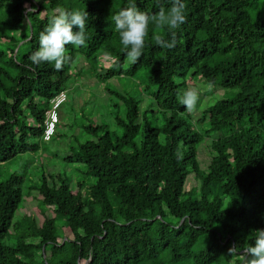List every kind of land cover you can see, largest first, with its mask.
I'll use <instances>...</instances> for the list:
<instances>
[{"label":"trees","instance_id":"trees-1","mask_svg":"<svg viewBox=\"0 0 264 264\" xmlns=\"http://www.w3.org/2000/svg\"><path fill=\"white\" fill-rule=\"evenodd\" d=\"M184 2L177 46H156L150 27L141 59L124 70L127 50L109 17L128 0H0V162L37 149L29 140L41 139L49 101L65 93L77 56L102 81L148 68L147 89L155 88L163 122L152 127L147 118L155 113L121 98L120 135L87 127L102 135L69 146L62 159L81 167L73 170L80 178L55 175L50 184L43 176L29 189L37 194L35 215L25 208L22 177L0 181V264H244L227 253L234 243L254 246V230L264 229V0ZM136 3L149 12L170 7V0ZM75 9L90 14L86 45H68L73 62L60 71L33 65L50 17ZM160 34L171 38L167 29ZM189 74L237 90L204 109L195 125L177 100ZM226 128L228 135L211 141L203 169L198 146ZM190 179L195 186L186 191Z\"/></svg>","mask_w":264,"mask_h":264},{"label":"rangeland","instance_id":"rangeland-1","mask_svg":"<svg viewBox=\"0 0 264 264\" xmlns=\"http://www.w3.org/2000/svg\"><path fill=\"white\" fill-rule=\"evenodd\" d=\"M40 1V0H39ZM130 63H124L123 69L128 70ZM109 65H107L108 67ZM106 67V68H107ZM101 72V70H99ZM150 75L148 68H141L133 75L125 74L121 77L114 76L102 81L91 74L81 56L76 57L71 78L64 85L66 101L57 111L59 122L56 125L57 134L52 137L51 142L43 140L30 139V143L37 145V149L33 153H25L14 157L6 162H0V181H5L11 174H16L23 179L22 192L25 200V208L32 215L36 204L39 206L36 191L31 187H37L41 178L45 176L48 183L51 184L50 178L55 175H66L72 178H80L73 172L77 165L68 166L63 162V155L69 146L77 148L78 144L89 140L96 141L102 135V132L90 133L87 127L105 126L106 131L115 132L120 135L121 128L115 124L116 118H125L126 106L121 98H132L139 105L141 112L148 111L155 113V116L148 114V121L152 127L160 128L162 119L160 112L153 106L151 93L155 88L147 89V79ZM188 75L186 81L187 86L198 88L201 91L202 106L195 113H190L191 119L196 124L201 112L212 106L219 100H226L233 97L237 90L223 89L215 87L214 90L208 91L205 88V82L200 78L190 80ZM27 123L34 125L35 123L29 118ZM198 125L195 126L197 128ZM207 128L206 125L203 128ZM199 130H201L198 127ZM202 131V130H201ZM230 133V128L221 131L207 133L204 141L198 146L197 160L203 169L207 167L211 158L210 143L218 140ZM162 139V136H160ZM140 135L137 136L135 142L138 144ZM72 168V169H71ZM81 169V167H79ZM195 186L193 180H189L185 190L189 191ZM197 191V190H195ZM29 195V197H28ZM194 195V194H193ZM198 195H196L197 197ZM29 198V199H28ZM225 201V200H224ZM226 203V201H225ZM20 209L16 211L14 220L18 219ZM52 211V208H48ZM49 215V214H47ZM62 222L57 221L56 227L59 233L62 232ZM38 256V255H37Z\"/></svg>","mask_w":264,"mask_h":264},{"label":"clouds","instance_id":"clouds-1","mask_svg":"<svg viewBox=\"0 0 264 264\" xmlns=\"http://www.w3.org/2000/svg\"><path fill=\"white\" fill-rule=\"evenodd\" d=\"M89 17L88 11L80 9L58 10L39 33V48L29 57L32 64L39 66L50 63L57 71L70 65L73 57L68 54L67 46L79 48L86 45L89 39L86 32ZM109 19L113 22L114 31L119 34L120 43L127 50L126 63L136 64L143 55L150 27L151 39L156 46L161 49H174L177 46L176 31L187 22L186 4L184 0H170V7L159 6L157 12H149L141 10L136 0H128L127 6L111 14ZM74 28L78 31H74ZM164 29H167L170 39L160 34ZM215 87L213 80L205 84L208 91ZM177 100L187 113H195L202 106L201 91L198 88L178 90ZM254 233V246H246L241 250V244L234 243L229 247L227 256L231 260L241 257L244 264H264V229L254 230Z\"/></svg>","mask_w":264,"mask_h":264},{"label":"built area","instance_id":"built-area-1","mask_svg":"<svg viewBox=\"0 0 264 264\" xmlns=\"http://www.w3.org/2000/svg\"><path fill=\"white\" fill-rule=\"evenodd\" d=\"M66 101V94L61 92L54 96L49 101V109L45 112V118L43 123V130L41 140L44 142L51 141L56 131V125L58 123L57 111L59 107Z\"/></svg>","mask_w":264,"mask_h":264}]
</instances>
